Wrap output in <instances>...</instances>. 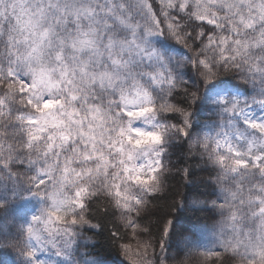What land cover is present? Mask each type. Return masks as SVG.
Returning <instances> with one entry per match:
<instances>
[{"label": "clouds", "instance_id": "clouds-1", "mask_svg": "<svg viewBox=\"0 0 264 264\" xmlns=\"http://www.w3.org/2000/svg\"><path fill=\"white\" fill-rule=\"evenodd\" d=\"M0 264H264V0H0Z\"/></svg>", "mask_w": 264, "mask_h": 264}]
</instances>
